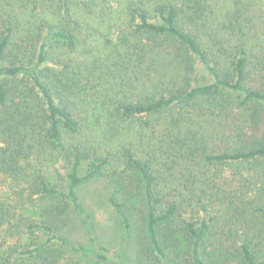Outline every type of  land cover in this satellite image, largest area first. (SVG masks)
Returning a JSON list of instances; mask_svg holds the SVG:
<instances>
[{
	"label": "trees",
	"instance_id": "obj_1",
	"mask_svg": "<svg viewBox=\"0 0 264 264\" xmlns=\"http://www.w3.org/2000/svg\"><path fill=\"white\" fill-rule=\"evenodd\" d=\"M263 124L264 0H0V264L86 254L59 233L102 177L137 264H264Z\"/></svg>",
	"mask_w": 264,
	"mask_h": 264
},
{
	"label": "rangeland",
	"instance_id": "obj_2",
	"mask_svg": "<svg viewBox=\"0 0 264 264\" xmlns=\"http://www.w3.org/2000/svg\"><path fill=\"white\" fill-rule=\"evenodd\" d=\"M197 76L208 79L201 67L197 70ZM256 135L264 137V124ZM86 169L84 165L80 174L85 175ZM66 171L60 166L53 168L50 172L52 182L66 184ZM6 190V183L0 179V193ZM75 191L85 214L81 215L72 210L59 235L69 246L83 248L86 254L66 251L59 264H137L135 253L143 242L145 227L144 207L139 193L132 191L131 197L128 198L120 187L105 177L91 179ZM112 196L122 205L130 224L129 230L125 229L120 214L111 204ZM103 248L106 251H103ZM170 255L183 264L189 257V251L182 241L180 249L171 251ZM102 256L108 259L104 260Z\"/></svg>",
	"mask_w": 264,
	"mask_h": 264
}]
</instances>
